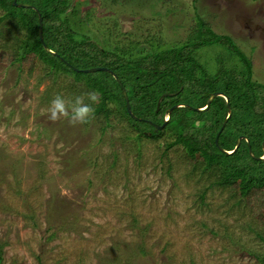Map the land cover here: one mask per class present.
<instances>
[{"label":"rangeland","instance_id":"1","mask_svg":"<svg viewBox=\"0 0 264 264\" xmlns=\"http://www.w3.org/2000/svg\"><path fill=\"white\" fill-rule=\"evenodd\" d=\"M79 1L81 28L102 49L189 50L203 20L264 84V0ZM5 16L0 7V264H264V188L242 197L219 185L220 172L168 148L175 134L138 138L115 106L109 126L95 113L50 121L56 95L91 91L35 54L15 61L27 31ZM199 53L215 72L228 51Z\"/></svg>","mask_w":264,"mask_h":264},{"label":"trees","instance_id":"2","mask_svg":"<svg viewBox=\"0 0 264 264\" xmlns=\"http://www.w3.org/2000/svg\"><path fill=\"white\" fill-rule=\"evenodd\" d=\"M14 2L0 0V7L6 11L4 18L17 19L27 31L20 57L15 61L35 54L55 72L84 82L89 91L98 92L99 102L94 104V113L103 116L108 126L116 115L115 106L128 119L138 138L158 141L166 134H175L176 140L168 148L182 145L188 158L205 169L220 172L219 185H236L242 197L264 188V84L253 79L251 58L230 36L215 33L200 20L194 47L178 50L172 46L168 51L178 56L174 57L173 64L163 63L162 58L168 53L161 52L162 48L129 59L118 53L117 48H100L85 33L81 28V1L17 0L18 4L27 3L34 9L20 8ZM69 9H73L70 14ZM40 15L44 41L56 55L46 51L40 39ZM207 46L228 51L217 58L215 72L200 59V49ZM96 67L108 68L118 75L136 119L129 114L123 90L113 74L82 72ZM217 92L226 95L229 103L222 96L216 97L205 110ZM179 104L186 106L170 114L169 110ZM229 105L232 114L227 120ZM167 116L169 122L156 131L155 125H163ZM224 151L234 153L227 155Z\"/></svg>","mask_w":264,"mask_h":264},{"label":"clouds","instance_id":"3","mask_svg":"<svg viewBox=\"0 0 264 264\" xmlns=\"http://www.w3.org/2000/svg\"><path fill=\"white\" fill-rule=\"evenodd\" d=\"M98 102L99 94L95 91L67 99L58 94L49 103L48 119L55 122L61 118H67L73 125L87 123L94 115L93 105Z\"/></svg>","mask_w":264,"mask_h":264},{"label":"water","instance_id":"4","mask_svg":"<svg viewBox=\"0 0 264 264\" xmlns=\"http://www.w3.org/2000/svg\"><path fill=\"white\" fill-rule=\"evenodd\" d=\"M14 4L17 5V6L20 7V8H33V9L35 8L34 6H31V5H26V4H22V5H21V4H18V3H17V0H15ZM39 36H40V39H41V41H42V43H43V45H44L46 51H48V52L51 53V54L56 55V53H54L50 48H48V46L46 45V43H45V41H44V37H43V18H42L41 15H40ZM77 70H78V69H77ZM101 71H106V72H109V73H111V74L114 75V77L116 78V80L118 81V83L121 85V88H122V90H123L124 96H125V98H126V105H127V109H128L129 114H130L132 117H135L134 114H133V112H132V109H131V104H130V100H129V97H128V94H127L126 88L124 87V85L122 84L121 80L119 79V77H118V75H117L116 73H114L113 71H111V70L108 69V68H103V67H96V68H92V69L82 70V72H86V73H96V72H101ZM164 96H165V95H164ZM164 96H162V97L160 98L159 102H158V110H159V108H160V103H161V101L163 100ZM220 96L224 97V98L226 99V101L229 103V99H228V97H227L226 95H224V94L221 93V92H217V93H214V94L211 96V98L209 99V102H208L207 108H206L205 110H207V109L209 108V106L211 105V102H212L216 97H220ZM185 106H186V105H184V104L176 105V106H174L173 108H171V109L169 110V113L171 114V113L173 112L174 109H177V108H179V107H185ZM231 114H232V110H231V107H230V105H229V115H228L227 120L231 117ZM169 120H170V117H169V116H168V119H167V117H165V121H164L163 125H161V126H159V125H155V127H156V131L162 130V129L166 126V124L169 122ZM225 124H226V123H224V127H225ZM224 127L221 129V131L224 129ZM221 131H220V133H221ZM241 140H242V138L239 139L238 145H237V147H236V149H235L234 152H236V150H237L238 147L240 146ZM218 142H219V134H218V137H217V139H216V143H217V145H218ZM224 152H225V151H224ZM234 152H227V151H226L225 153H226L227 155H230V154H233ZM262 159H264V157H263Z\"/></svg>","mask_w":264,"mask_h":264}]
</instances>
